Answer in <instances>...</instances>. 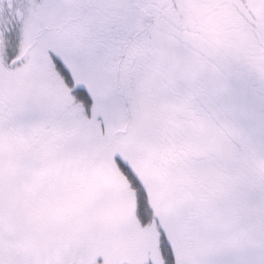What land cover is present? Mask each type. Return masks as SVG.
Wrapping results in <instances>:
<instances>
[{
	"label": "snow or ice",
	"instance_id": "6c2138e0",
	"mask_svg": "<svg viewBox=\"0 0 264 264\" xmlns=\"http://www.w3.org/2000/svg\"><path fill=\"white\" fill-rule=\"evenodd\" d=\"M0 264H264V0H0Z\"/></svg>",
	"mask_w": 264,
	"mask_h": 264
}]
</instances>
